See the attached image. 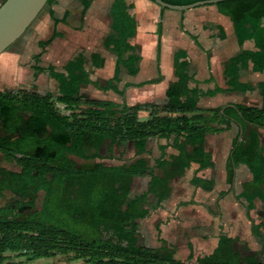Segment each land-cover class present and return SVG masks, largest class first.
<instances>
[{"label":"trees","instance_id":"obj_1","mask_svg":"<svg viewBox=\"0 0 264 264\" xmlns=\"http://www.w3.org/2000/svg\"><path fill=\"white\" fill-rule=\"evenodd\" d=\"M162 1L187 5L205 0ZM89 5L90 2H84L83 14ZM216 6L232 21L239 43L248 39L255 42L256 51L244 52L222 67L224 75L229 77L228 90H244L246 87L237 83L238 71L244 63L251 62L254 72L264 71V28L261 26L264 0H226ZM133 8L128 0L111 2L110 30L102 45L116 60L113 76L103 85L90 79L85 56L78 52L61 72L51 66L47 69L58 84L57 96L22 89L0 91V158L18 167L11 170L0 166V196L9 192L18 198L14 205L7 203L0 207V264H22L12 261L9 254L26 256L28 261L60 254L70 255V260H83L85 264H184L173 257V252H160L140 243L138 221L148 215V210L143 208L147 196L153 194L155 207H159L170 196L172 179L193 165L197 170L211 167V154L204 149L205 136L220 133L223 130L220 126L228 127L231 121L242 126L244 132L247 127L250 129L239 143L238 137L234 140L231 164H243L255 173V160L261 147L256 130L264 128V107L238 104L200 110L197 102L202 93L189 88L191 77L183 51L173 55L177 81L166 90V105H127L124 94L129 85L119 90L117 83L121 67L129 75L139 71L141 57L138 47L131 43L136 32ZM160 34L159 23V38ZM52 38L40 42V48L43 50ZM159 48L158 40L157 60ZM39 57L40 54L33 57L32 69L36 73L43 71L36 66ZM90 58L94 67L103 65L99 55L92 54ZM160 80L158 76L138 86ZM89 84L102 91H113L122 102L84 98L80 89ZM222 91L215 88L205 94L214 96ZM57 104L69 112L61 113ZM141 110H149L148 119L138 118ZM150 140L162 143L158 147L160 157L153 165L147 152ZM129 142L137 157L130 163L77 165L71 158L85 162L99 160L100 149L106 144L110 159L113 146ZM169 147L177 154L167 155ZM143 154L148 157H141ZM156 166L162 168V176L155 174ZM136 177H149L148 187L131 197V183ZM200 182L192 179L195 186ZM204 184L210 191L211 183ZM40 193L41 205L36 210L34 200ZM30 210L33 211L20 217ZM258 229L253 226L252 234L261 242L263 236ZM236 240L222 235L217 247L210 254L198 256L196 264H264V256L235 249ZM191 257L190 253L188 258Z\"/></svg>","mask_w":264,"mask_h":264},{"label":"crops","instance_id":"obj_2","mask_svg":"<svg viewBox=\"0 0 264 264\" xmlns=\"http://www.w3.org/2000/svg\"><path fill=\"white\" fill-rule=\"evenodd\" d=\"M3 2L4 0H0V6ZM84 2H90V5L83 14ZM111 2L112 0H50L25 33L0 54V91L22 89L45 95L51 89H56L58 95V84L49 76L47 69L51 66L55 71L61 72L78 52H83L85 56V69L90 79L103 85L113 76L116 60V56L102 45L110 30ZM128 2L134 6L131 13L136 20V32L131 43L138 47L141 57L136 75H129L124 68H120L117 88L122 90L126 84L129 85L124 94L128 106L166 105V90L177 81L173 55L177 51H183L188 61L187 73L191 77L189 88H196L202 93L197 102L200 110L238 104L258 109L264 107V71L254 72L251 62L244 63L237 74V83L246 89L228 90L229 77L224 75L223 65L244 52H254L257 48L252 39L238 42L232 21L221 14L216 5L175 11L160 8L150 0ZM159 23L160 38L157 35ZM261 26L264 28V18ZM54 33L57 36L53 37ZM145 36L156 43L154 64L143 55ZM51 38L42 50L39 43ZM158 40L160 48L157 60ZM165 45L171 47L168 53L164 52ZM38 54L40 57L36 66L43 68L40 73L32 69L33 57ZM92 54L103 59L101 67L92 65ZM106 57L114 59V68L111 76L102 79L95 74L96 70L105 66ZM90 66L94 72H90ZM158 76H161L159 82L138 86L156 80ZM90 87L92 90H89ZM215 88L223 91L214 96L205 94ZM80 95L92 100L122 102V98L113 91H102L91 84L81 87ZM57 105L64 108L62 104ZM148 115L147 110H141L138 118L146 120ZM220 127L223 128L220 133L205 136L204 149L211 154L212 166L197 170V166L193 165L181 176L172 179L170 196L159 207H155V196L149 194L143 204L148 215L138 221L140 237L144 230L148 234L155 231L156 243L162 248L176 249L174 258L181 261L184 257L187 259L190 253L197 252L194 261L196 264L198 256L210 254L217 247L222 235L237 239L235 249H239L242 244L243 249H250L252 254L264 256V128L256 130L261 147L256 156L254 173L243 164L234 166L230 159L234 140L238 137L239 143L245 138L250 133L249 127L244 132L242 126L233 121L229 122L228 127ZM152 144L154 148H151ZM160 144L162 143L158 140L148 142L150 165L160 157ZM176 154L171 147L167 149V155ZM141 157L148 155L143 154ZM154 171L158 176L163 174L162 168L158 166ZM143 178H147V181L141 193L146 191L149 177H136L131 183L133 187L135 182ZM193 178L201 180L199 186L192 183ZM205 181L211 183L210 191L206 190ZM221 193L224 194L220 196ZM253 226L259 228L258 231L263 236L261 242L252 234ZM182 249L186 251L183 253ZM201 252L203 254L199 255Z\"/></svg>","mask_w":264,"mask_h":264},{"label":"rangeland","instance_id":"obj_3","mask_svg":"<svg viewBox=\"0 0 264 264\" xmlns=\"http://www.w3.org/2000/svg\"><path fill=\"white\" fill-rule=\"evenodd\" d=\"M146 38L144 39V44H143V55L145 57V59H147L150 63L154 64V56H155V45L153 40H151L150 38H148V36H145ZM164 52H169L171 47L165 45L164 47ZM106 56H110L109 54H106ZM113 68H114V59L111 57H106V64L102 69L96 70V76L100 77V78H107L108 76H111L113 73ZM90 72H94L92 66L89 67ZM103 83V82H101ZM120 87V85H119ZM89 90H92V88L90 87ZM50 93L52 96H57V91L56 89H51ZM90 97V96H89ZM58 109L60 110L61 113H68L69 111L65 110L61 105H57ZM149 112V110H147ZM107 146L108 145H103L100 149V154H101V159L96 160V161H88L85 162L81 159L75 158V157H71L77 165H81V164H91V163H95V162H101L105 165H120L123 163H130L133 162L137 157L135 156V149L132 146V143H125L123 145H121L120 147L117 146H113L112 147V156L113 158H108L109 154L107 153ZM151 148H154V144H152ZM0 166L5 167L7 169H11V170H18V167H16V165H14L13 163H8L6 161H4L3 159L0 158ZM138 181V180H137ZM146 181L147 178H143L142 180H139L138 182H135V184L133 185V187H131V192H130V196H132L133 194H139L141 193V191H143L145 189L146 186ZM41 199H42V194L40 193L39 195L36 196L35 200H34V209L39 210L40 209V205H41ZM18 200V198L16 196H14L13 194L9 193V192H4L2 196H0V207H3L5 204H10V205H14V202ZM28 200H25L24 202H26ZM153 202V201H152ZM152 204V203H150ZM33 209V210H34ZM33 210H30L28 212H23V214L20 215V217L25 216L28 213H31ZM145 223V222H144ZM147 227V226H145ZM144 227V228H145ZM155 236V231H153L152 233L148 234L145 230L143 231V236L140 237V243L145 245L146 247H150L153 250H157L160 252H163L164 250L168 251V252H173V257L175 255L176 249H163L161 246H159V244L156 243L157 238H154ZM244 247H242V244H240V248L237 249L239 251H249L251 253L250 249H243ZM183 253L186 251V249H182ZM193 250V249H192ZM195 250V249H194ZM196 251V250H195ZM203 253L201 252L199 255H202ZM11 257V260L14 262H19L22 264H85L83 260H70L69 256L67 255H60L57 254L53 257L50 258H41V259H33V260H27L26 256H22V257H16L14 254H9ZM198 255L197 252H195L194 254H192L191 258H187L184 257L183 263L184 264H194L195 262V257ZM260 255V254H258ZM184 256V254H183Z\"/></svg>","mask_w":264,"mask_h":264},{"label":"water","instance_id":"obj_4","mask_svg":"<svg viewBox=\"0 0 264 264\" xmlns=\"http://www.w3.org/2000/svg\"><path fill=\"white\" fill-rule=\"evenodd\" d=\"M48 0H5L0 6V54L14 44L33 23ZM160 8L185 11L204 5H216L226 0H205L187 5H171L162 0H150Z\"/></svg>","mask_w":264,"mask_h":264}]
</instances>
